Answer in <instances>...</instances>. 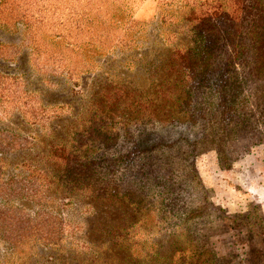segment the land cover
Wrapping results in <instances>:
<instances>
[{
  "label": "rangeland",
  "instance_id": "rangeland-1",
  "mask_svg": "<svg viewBox=\"0 0 264 264\" xmlns=\"http://www.w3.org/2000/svg\"><path fill=\"white\" fill-rule=\"evenodd\" d=\"M239 1L49 0L37 30L0 5V264H264V0L221 71Z\"/></svg>",
  "mask_w": 264,
  "mask_h": 264
},
{
  "label": "trees",
  "instance_id": "trees-1",
  "mask_svg": "<svg viewBox=\"0 0 264 264\" xmlns=\"http://www.w3.org/2000/svg\"><path fill=\"white\" fill-rule=\"evenodd\" d=\"M49 0H0V5L8 4L9 7L6 9L5 14V20L7 21H25V23H28L29 27L33 28V24L35 25L34 30L40 28L43 25H46L47 22L51 21V17L54 15V12L49 8ZM238 3L240 1L238 0ZM40 8L41 10H39ZM245 0H242V25H239V19L237 18V15L235 17L228 18V24L231 32L228 33L227 39H228V47L230 48V53L226 55L225 59L223 60V65L221 67V71L229 70L235 60L237 59L238 55L241 54L239 49L241 47L240 43L238 42V36H241L242 39L243 35L245 33L244 26L246 25L247 19L245 18ZM63 14V13H62ZM56 19L60 18L58 14H56ZM61 20L58 23L62 22ZM223 35L227 33V30L225 29L224 32H222ZM243 47V44H242ZM177 57L183 62V64L190 63L189 58L181 53L177 52ZM188 68H191L189 66ZM222 74V73H221ZM264 91V88L262 89ZM110 99V97L108 96ZM64 150V149H63ZM61 151V150H60ZM60 154V153H59ZM79 156H82V154H78ZM76 154L70 153L68 154V160L74 164L77 165H84V169L87 170L89 168V165H91L90 161H80L76 157H79ZM106 187V188H105ZM104 187L105 193L110 192L109 188L107 186ZM103 190V191H104ZM115 200L118 203H121L126 199V195L122 192H115L114 194ZM101 234L104 232L106 236H109L110 238H113L114 241L112 244L115 243V247L117 244H120V248L123 247L124 242L127 241V231L124 226H122L120 223L117 225H110L109 228H106L104 230H100ZM125 231V233H123ZM116 264V263H115Z\"/></svg>",
  "mask_w": 264,
  "mask_h": 264
}]
</instances>
